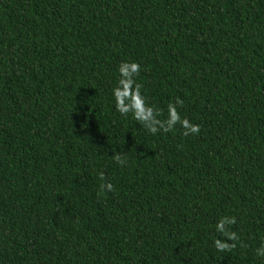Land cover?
I'll return each instance as SVG.
<instances>
[{
  "label": "trees",
  "instance_id": "obj_1",
  "mask_svg": "<svg viewBox=\"0 0 264 264\" xmlns=\"http://www.w3.org/2000/svg\"><path fill=\"white\" fill-rule=\"evenodd\" d=\"M122 62L199 133L116 111ZM259 247L264 0H0V264H264Z\"/></svg>",
  "mask_w": 264,
  "mask_h": 264
},
{
  "label": "clouds",
  "instance_id": "obj_2",
  "mask_svg": "<svg viewBox=\"0 0 264 264\" xmlns=\"http://www.w3.org/2000/svg\"><path fill=\"white\" fill-rule=\"evenodd\" d=\"M118 71L119 80L117 86L113 89L112 95L114 97L115 109L121 115L127 116L131 113L132 117L153 135L160 131L169 132L178 124L184 129L183 134L185 136L199 133V125L191 123L186 118L182 119L177 108V104L181 103L179 100H177L176 104H168L166 119L162 120L159 118L158 110L148 103L146 97L141 92V85L137 83V77L141 71L139 63L122 62L119 65ZM113 158L122 166L126 164V160L119 154L114 155ZM101 179H103V173H101ZM101 188L102 190L112 191L113 185L111 183H104L101 185ZM234 223V217H224L217 223L216 230L224 233L226 236V239H216L214 241L217 250L225 251L236 247L237 233L228 231V226ZM256 254L264 258V247L257 248Z\"/></svg>",
  "mask_w": 264,
  "mask_h": 264
}]
</instances>
